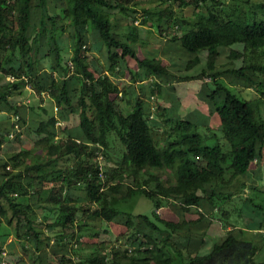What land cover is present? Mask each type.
Returning <instances> with one entry per match:
<instances>
[{"label":"trees","instance_id":"obj_1","mask_svg":"<svg viewBox=\"0 0 264 264\" xmlns=\"http://www.w3.org/2000/svg\"><path fill=\"white\" fill-rule=\"evenodd\" d=\"M135 1L0 0V72L12 77L0 87V101L26 120L27 105L20 104L19 109L11 95L24 92L27 86L41 94L47 86L56 108H62L59 116L41 120L34 129L40 136L38 142L44 144L45 158L39 156L20 168L8 169L11 162L15 166L24 160L26 152L20 150L1 164L0 241L13 231L16 239L35 245L38 264H43V258L46 264H264V259H257L264 234L252 232L264 227V219L245 229L229 221V210L218 214L224 204L247 191L252 169L257 167L255 172H262L264 180V116L260 110L264 91L247 99L220 80L230 74L249 87L263 89L264 0L256 2L262 7L261 13L253 5L248 10L241 9L239 3L226 8L228 0H173L180 6L193 7L194 16L181 20L175 15L172 0H164L165 5L156 10L142 7L144 24L153 19L165 34V23L172 31L167 42L193 53L183 65L185 70L195 69L201 63V54L206 53L205 64L193 76L179 75L178 69L171 68L162 57L142 53ZM64 35L68 45L62 43ZM96 48L106 59L102 72L91 62V49ZM141 70L159 75V88L173 86L177 75L181 79L209 76L212 83L205 88L209 113L217 116L216 127L222 135L211 126L209 132L201 134L199 123L167 115L169 137L161 142L148 122L152 110L142 94L136 93L129 100L128 111L119 103L123 87L113 76L121 72L122 77L137 82L142 78ZM49 75L55 76L47 84ZM74 112L78 113L76 128L83 139L67 136L56 140L58 122ZM63 129L70 128L66 124ZM112 132L125 147L122 162L130 167L128 175L134 181L127 186L125 197L144 193L154 199L157 209L152 216L125 215L120 235L130 237L126 243L117 242L107 249L106 241L97 239L93 253L76 260L70 240L77 234L95 238L99 235L98 223L114 222L121 214L112 205L113 194L104 191L103 170L91 162L94 146L107 148ZM3 143L0 136V147ZM69 156L76 158L71 166L47 169ZM152 168L170 169L175 181L164 183ZM142 171L148 177L140 180ZM121 177L109 185L108 191H120ZM150 181H156L154 188L149 186ZM77 184L83 187L85 200L63 198L64 187ZM262 185L254 188L264 191ZM164 200L176 209L178 218L161 215L158 209ZM246 203L248 209L245 203L237 208L239 216L251 212L260 217L264 213V202L255 204L249 198ZM78 214L93 221L78 219ZM217 219L226 231L210 246L207 235ZM48 227L56 228L55 234L47 233ZM194 232L199 235L200 247L191 252ZM23 245L25 248L27 243ZM2 247L0 264H12Z\"/></svg>","mask_w":264,"mask_h":264},{"label":"rangeland","instance_id":"obj_2","mask_svg":"<svg viewBox=\"0 0 264 264\" xmlns=\"http://www.w3.org/2000/svg\"><path fill=\"white\" fill-rule=\"evenodd\" d=\"M163 1L164 0H136V3H133V6L138 9V13H135V19H137L136 24L140 27V35L142 37V41L139 43V48L143 54L162 57L171 68L178 69L176 72L179 75L191 74L193 76V74L200 71L202 66L205 64L206 53L201 54V63L198 64L195 69L185 70L183 65L190 57L193 56V53L172 41L167 42L172 31L167 28L165 23L164 27L167 30L165 34L162 33V31L154 24L153 19H150L146 24L143 23L144 12L142 7L145 6L151 8L152 10H156L158 7L161 8L165 5ZM256 2L257 0H251L250 3L244 2L243 0H228L225 7L228 8L229 4L234 6L239 3L241 9L248 10L250 5H253V8H255L258 13H261L262 7H260ZM171 6L175 11V15L180 20L182 18L191 19L194 16L192 6H180L173 0L171 1ZM113 10L117 11L118 9ZM124 26V29H127L126 24ZM61 39L64 45L69 44V39L65 35L62 36ZM238 47L241 46L238 45ZM90 53L94 54V58L91 60L93 67L97 68L100 72H102V70L104 71L107 65L104 55L101 52H98L97 48L91 49ZM222 59L226 60V58ZM50 71L51 70H48V72ZM141 72H143L142 78L137 82L130 81L127 76L122 77L121 72H118L115 76H113L119 79V85L123 87L119 103L126 111H128L131 108V102L129 100H133L136 93L142 94L152 110L148 122L154 127L155 133L161 142L166 141L169 137L168 131L171 125L166 122L167 115L177 119L188 118L199 123L198 131L201 134L209 132L208 127L211 126L214 132H217L219 136L222 135L221 131L216 127L218 124L217 116L215 117L214 114L210 115L209 113L210 105L207 103L208 99L205 94V88L208 84L212 83V79L209 76H194L189 79H181V77H178L177 75L172 81L173 86L161 85L162 87L159 88V84L162 82L159 75L154 73L146 74V72L144 73L142 70ZM53 76H47V84L51 82ZM11 79L12 77L9 75L0 72V87L9 82ZM220 80L228 84L237 95L247 99H253L261 96L262 93L260 91H264V87L261 90L257 89L256 86L249 87L243 82L244 80L242 81L241 79H237L230 74L222 76ZM262 96L263 101L260 104V110L264 116V95ZM10 98L14 104H19V107L20 104H26L28 111H24V117L26 120H23L18 112H14V110L9 109L8 106L0 101V104L4 106V109L0 106V136L4 142L3 146L0 147V178L3 177L2 175L4 172L1 164L6 159H10L12 154L19 152L20 150H24L26 152L25 156H22L24 160L20 164L16 163L15 166L11 162L10 167H7L8 169L20 168L29 162H33L36 157L39 156L42 157V159L45 158L44 144L38 142L40 136L34 131V129L38 126L41 120H46L51 115L59 116V112L62 110L61 107L56 108L57 105L52 99L47 86L43 89L41 94L35 92L33 87L27 86L25 87L24 92H15ZM160 105H162V107H166L167 109L163 110L162 107H159ZM19 109H21V107ZM77 110L78 108L76 111ZM20 112L22 113V111ZM65 113L68 114L67 112ZM67 116V124L70 129L64 130L63 127L66 125L59 124V127L57 128L58 136L56 140L65 139L67 136L83 139L82 132L80 129L76 128L79 124L78 113L74 112ZM208 143L212 144L214 143V140H209ZM94 151L95 154L91 156V162L99 165V167L103 170L104 191L113 194L114 197L112 198V205L117 208L121 214L114 222L98 223L100 225L97 228L99 235L95 238L87 235L80 237L77 234L75 238L70 240V244L74 246L76 260L85 259L91 255L97 246L96 244V246H94L97 239L105 240V247L107 249H110L111 246L117 242L126 243L127 237L125 238V236L120 235L122 224L127 218L126 216L129 214L137 215L141 213L152 216L153 212L157 209L154 199L144 193L136 192L128 197H125L127 186L129 184H133L134 181L133 178L128 175L130 167L126 166V164L122 162V155L125 151V147L114 132L109 134V145L107 148L101 149V147L98 148L97 146H94ZM75 160L76 158L72 156L62 157L53 165L48 166L47 169L67 168V166H71ZM150 170L158 174L159 178L163 180V182L165 181L164 183L166 184L175 181L176 176L174 172L168 168H152ZM144 172L145 171L141 172L142 174L140 176V180L148 177ZM261 173L262 172H257L256 175L249 178V181H251L247 184V191H245L244 194L236 195L231 201L224 204V209L222 211H218V214L223 215L224 210H229L231 212L229 221L233 222L237 227H246L245 229H247V226H250L248 223L253 219L252 213L247 212L244 213V215L242 214V216H239L237 208L243 206L244 203L247 206L248 204L246 202L249 198L255 204L264 202V191L256 190L254 188L255 185L263 186L262 184H264ZM120 176H122L121 178L123 179L120 191L118 193H112L111 190L108 191L109 185L118 182ZM155 185L156 181H150L149 186L151 188H154ZM247 195H249V198H247ZM63 198L72 200L76 199L75 201L79 202L84 201V189L80 184L75 186H65L63 189ZM233 204H237V207L235 208ZM158 211L162 216L167 218H178L179 216L176 209L170 205V202L167 203L165 200L162 207H160ZM82 215L83 214H78V219L84 218L89 222L93 221L91 217H82ZM2 219L5 221L3 217ZM45 230L50 235H53L57 229L54 227H48L45 228ZM225 230L226 227H222V224L218 219L215 220L209 229L208 244L211 246L215 238L225 234ZM130 233L131 232L129 231L128 235ZM23 240L27 243L25 248L23 247L24 242L22 239H16L13 231L9 235H4L3 241H0V245H2V249L6 251V260H9L12 264H38L39 252L36 250L35 245L32 243L29 244L26 239ZM198 240L199 235L194 232L192 244L189 245V250L191 252H196L199 249L200 245ZM207 246L205 247V250H207ZM262 247L263 248L257 255L258 260L264 259V246ZM41 261V263L46 264V259L43 258Z\"/></svg>","mask_w":264,"mask_h":264},{"label":"crops","instance_id":"obj_3","mask_svg":"<svg viewBox=\"0 0 264 264\" xmlns=\"http://www.w3.org/2000/svg\"><path fill=\"white\" fill-rule=\"evenodd\" d=\"M167 39V38H166ZM61 123L60 124H64V125H66L67 124V120H65V121H60ZM257 170V167L255 168V170L254 169H252L251 171H250V173L248 174V180H249V178H251L253 175H255V171ZM263 173H264V167H263ZM247 190V189H246ZM260 212V211H259ZM255 214H258V213H255ZM252 216H253V219L251 220V222H249L248 224H258V223H260V220H262V218L264 219V213H261V216L259 217V216H257V215H254V214H252ZM215 222V221H214ZM213 222V223H214ZM212 223V224H213ZM211 224V225H212ZM226 231V230H225ZM262 232L263 234H264V227L263 228H255V229H253V234L254 233H256V232ZM208 238H209V235H207V240H208Z\"/></svg>","mask_w":264,"mask_h":264},{"label":"built area","instance_id":"obj_4","mask_svg":"<svg viewBox=\"0 0 264 264\" xmlns=\"http://www.w3.org/2000/svg\"><path fill=\"white\" fill-rule=\"evenodd\" d=\"M61 122H58V124H60ZM4 254L6 253V251L3 252Z\"/></svg>","mask_w":264,"mask_h":264}]
</instances>
